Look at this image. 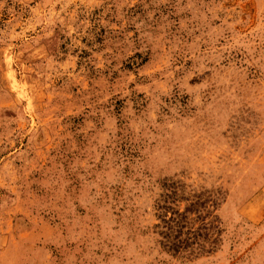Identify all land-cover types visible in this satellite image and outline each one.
Returning <instances> with one entry per match:
<instances>
[{
    "label": "rangeland",
    "instance_id": "1",
    "mask_svg": "<svg viewBox=\"0 0 264 264\" xmlns=\"http://www.w3.org/2000/svg\"><path fill=\"white\" fill-rule=\"evenodd\" d=\"M0 264H264V0H0Z\"/></svg>",
    "mask_w": 264,
    "mask_h": 264
}]
</instances>
